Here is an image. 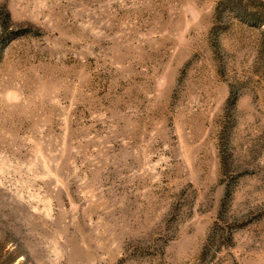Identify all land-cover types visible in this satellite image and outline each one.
I'll list each match as a JSON object with an SVG mask.
<instances>
[{
	"label": "rangeland",
	"instance_id": "rangeland-1",
	"mask_svg": "<svg viewBox=\"0 0 264 264\" xmlns=\"http://www.w3.org/2000/svg\"><path fill=\"white\" fill-rule=\"evenodd\" d=\"M0 264H264V0H0Z\"/></svg>",
	"mask_w": 264,
	"mask_h": 264
}]
</instances>
